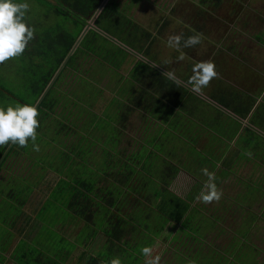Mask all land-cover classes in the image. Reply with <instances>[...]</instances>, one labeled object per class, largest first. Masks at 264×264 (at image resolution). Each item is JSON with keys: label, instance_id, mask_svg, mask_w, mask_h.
I'll return each mask as SVG.
<instances>
[{"label": "trees", "instance_id": "16d2710c", "mask_svg": "<svg viewBox=\"0 0 264 264\" xmlns=\"http://www.w3.org/2000/svg\"><path fill=\"white\" fill-rule=\"evenodd\" d=\"M102 1L27 0L26 20L33 27L34 39L21 56L0 63V68L4 65V68L11 66L18 70L23 87L21 91L7 87L5 81L10 72L0 70V101L9 99L13 103L0 107L17 103L37 107L40 123L35 143L39 151L33 150L31 141L23 148L12 144L0 148V214L6 215L4 229L8 231L7 227H15L24 206L37 197L42 179L45 181L46 175L53 172L59 176L53 188L42 185L50 192V202L57 204H50L48 209L52 211L59 206L64 214L73 213L85 230H94L98 223L104 228L100 236H97L99 230L88 236L90 245L96 238L105 236L103 248L93 246L96 254L87 258L82 257L85 251L79 247L77 251L81 250V254L74 264L85 259L86 264H109L114 257H118L121 264H142L141 248L151 247L163 233L172 247L167 249L175 264H264V247L254 242L255 234L250 232L252 227H258L257 220L264 217L249 212V205L258 198L264 200V169L258 168L259 173L256 169L260 176L243 182L244 193H238L239 197L232 198L226 206L228 199L222 198L215 208L218 211L211 209L221 213L235 204L236 209L248 211L241 224L232 229L229 244L221 249L213 248L211 244L205 249L203 242L206 231L219 228L222 233L228 232L220 217L214 221L213 213L197 216L200 211L182 196L167 198V193L172 194L169 187L182 168L192 173L194 169L201 171L211 165L213 168L208 170L212 173L220 169L214 174L215 180L222 175H232L249 161L264 168L254 161L259 159L264 164V135L246 127L237 138L231 139L213 132L220 138L199 147L205 130L215 123L213 112L217 107L193 92L190 85L168 79L156 64L137 59L136 53L149 54V47L158 36L128 15L141 0L123 4L108 0L94 22V28H89L80 38L87 21ZM219 1L222 0L211 2L218 6ZM30 3L41 7V20L30 18L33 14ZM52 16L56 21L48 32L42 23L45 17ZM166 24L164 21L157 30ZM196 31L194 28L187 30L184 37ZM95 61L103 75L106 70L114 75L117 73L114 96L108 101H103L104 89L99 77L97 92L93 95L80 94L74 89L72 75L85 76L87 69L91 71L87 67ZM151 61L155 62L154 59ZM129 64L132 66L128 75L123 76L120 71ZM68 78L73 83L65 87ZM188 78L185 77L187 84ZM102 101L104 106L100 105ZM107 108L112 118L109 115L106 121L109 127L113 122V128L100 135L103 140L99 143L93 138V123L89 116ZM134 113L141 118L143 131H138L139 139L131 137L133 139L124 143V134ZM111 132L114 134L112 140L116 142L115 151L104 147ZM211 145L215 147L212 153ZM220 160L223 161L221 164ZM230 186L231 182L225 185ZM247 194H254L255 198H243ZM36 217L37 214L35 221L40 222ZM205 223L210 225L203 232ZM189 241L194 244L189 245ZM11 243L12 239H7L6 245ZM74 253H59L64 258L61 261L38 245H30L23 237L8 257L0 254V262L68 264Z\"/></svg>", "mask_w": 264, "mask_h": 264}, {"label": "rangeland", "instance_id": "374dc122", "mask_svg": "<svg viewBox=\"0 0 264 264\" xmlns=\"http://www.w3.org/2000/svg\"><path fill=\"white\" fill-rule=\"evenodd\" d=\"M29 1L31 2V0ZM117 1L120 4H123L129 0ZM211 1L213 0H207L206 2H203L202 0L138 1V4L131 8L128 15L133 20L149 29L151 32L158 34V36L155 38L152 46L149 47V54L146 56L143 53H136L135 55L137 59H142L156 64L163 72L170 70L174 74V79L187 86L185 77L188 78V76H190L188 72H191L192 66L195 62L204 60L212 61L214 63L215 53L213 51L215 49V45L205 43L206 39H211V36L213 38L218 36L219 31H224L225 34L233 38L234 35L230 28L235 21L242 22L244 20H250V23H255L256 18L264 14V11L262 10H257L255 13L251 11L252 9H263V0H241V2L235 4L232 3L233 0H222L220 7H217V5H215L216 3H212ZM30 4L33 11V14L30 16V18L33 17L36 20H41V7L34 3ZM246 4L249 5V7H247ZM43 12L46 14L45 8H43ZM203 15H205L204 19H207L206 24L205 20L203 21ZM55 19L56 17L52 16L48 19L45 17L43 20L42 24L48 32H50L52 26H54L56 21ZM90 21L91 19H89L87 23L90 24ZM164 21H167V24L158 31L157 28ZM193 28L197 30L196 33H200L202 35V41L195 47L182 49V51L185 53V59L178 61L176 59L178 55L176 50L169 48L166 45L167 38L173 34H183V36H185L187 35V30ZM217 31L218 33L216 34ZM235 35H238V33ZM149 56H152L153 58L150 59ZM215 57L219 58V56ZM152 59H154L156 63L152 62ZM165 61H167V65H164ZM100 65L102 67H107L103 64ZM131 66L132 65L129 64L128 66H125V68L123 67L124 69H121L120 72L123 76L128 75V70ZM1 67H3L0 68L1 71L10 72V77L5 81L7 82V87L21 91L23 87L21 80L23 78L17 72L18 70L11 66L4 68V65H1ZM85 67H87L86 64ZM87 68H90L91 71L87 69L86 71L88 73H85V76L84 74L72 75L74 78V89L79 91L80 94L93 95L92 93L97 92L96 86L99 85V81L97 80L99 77V79H102L100 86H102L104 89L103 97H105V100L103 101H108L110 97L114 96V84H116L117 73L114 75L110 71L106 70L103 75L100 71H98L99 67L96 61L93 65H90ZM70 82L71 78H68L65 87H68ZM72 83L73 82H71L69 85H72ZM209 84L212 83L209 82ZM200 92L206 94L202 90ZM103 101L100 102V105L102 106L105 105V102ZM3 104L13 103L9 99H4L0 101V105ZM96 108L100 107L97 106ZM95 113V115L89 116V120L93 123V138L100 143L103 140L100 135L102 136L105 131L113 128V122H111L109 127L106 121V119L109 118V115L112 118L111 114L109 113V108ZM141 130L143 131L142 120L136 113H134L131 116V120L128 122V126L124 134V143L131 137H135L134 139H139L141 136L139 135L140 133L138 131ZM210 131L220 132L216 124L211 126ZM88 132H90V130ZM113 136L114 134L111 132V135H109L108 138L105 137L107 139H105L106 145H104V147L110 149L111 151L116 150V142L112 140ZM209 140H211L210 136L203 134L198 143L199 147H203L205 142H208ZM217 147L218 146H216V148ZM213 151L214 148L210 150V153ZM185 160L188 161L187 159ZM254 161L264 165L259 159H255ZM222 162L223 161L221 160L219 161L220 164ZM221 167L222 166H220V168ZM211 168H213V166L210 165L208 169ZM242 168H240L239 171H234L232 175H230V173L222 175V177L218 178V180H215L217 189L222 193V195L219 200H214L209 204H204L197 199L203 185L207 180V178L203 176L201 171L198 169H194V172L191 173L185 168H182L177 178L169 187V190L173 195L167 193V198H173L174 195L182 196L184 199L189 201L192 207H195L200 211L197 213V216H203L205 214L210 216V214L213 213L215 215L214 221H216V217H220L222 226L228 229V232L225 233L220 232L219 228L204 232L208 229L206 226L210 225L205 223L203 225L205 226L203 228V232L205 233L203 239L205 249H208V244H211V247L213 248L221 249L226 247L229 244L230 235H232V229L238 227L245 217V214L248 213L247 210L236 209L235 204L229 205L230 207H228V210L221 211V213H214L212 212L213 210H211L214 208V210L218 211L215 208L219 206L222 198L223 200L228 199L225 204L226 206L230 203V201L233 200L232 198L239 197L238 193H244L242 189L243 182L250 180V177H259V169H264L263 167H259L258 164H253L252 161H249L248 163L245 162ZM256 169L258 173L256 172ZM219 170L220 169L217 168V170L214 171V174L219 172ZM17 172L21 171L17 170ZM43 179L41 181V186L37 188V197H35V199L30 202V205L24 206V211L18 217V220H16L14 228L9 226L7 227L8 231L5 230L3 226L6 225L3 221V218H6V215L3 213L0 214V254H5V256L6 254H10V252L13 250V246L19 241V239H22L23 237H25L26 241L30 245H38L42 250H45L46 253L60 258L61 261H63L64 258L60 257L58 255L59 253L74 251V258L70 262L68 261V264H74L76 261H78L79 253L81 254V250L80 252L77 251L79 247L80 249L83 247L85 251V254L82 257L87 256L88 258L90 255L96 254V252L93 250V246H96L98 249H100V247H102L104 244L103 242L105 241L106 237L102 236L98 239L96 238L95 243L90 245L91 242L89 241L88 236L91 232H95L96 230H99L97 236H100V231L104 228H101L100 223H98L94 230H85L84 225H82L80 222V219L76 216H73V213L71 214V212H69V214H64L63 209L59 206H56L57 208L55 207L54 210L50 211L48 206L50 204L55 206L56 203L50 202V192L47 191L42 185L47 184L50 186V188H53V186L58 181L59 176L53 172H49V174L46 175L45 181ZM200 182H202V185H200ZM227 182H231L230 187H225ZM35 183L38 184V181ZM254 194H247L246 196L244 195L243 198H255ZM12 200L18 202V199L16 198H12ZM244 208H248V206ZM249 208H251L249 211L250 213L255 214L257 217H264L263 198H258L256 202L252 203V205H249ZM191 209L195 210L194 208ZM36 214V219H40V222L35 221L34 218ZM196 220H198V218L195 219V221ZM257 221L259 223L258 227H252L250 232L255 234V237H252L254 238V242L259 247H264V218H259ZM12 232H14L15 235ZM23 233H25V235H23ZM164 234L165 233L162 234L161 238H157L150 247L152 249V257L159 256L160 264H175L172 254L168 251L169 249H167L168 247L172 249V247L171 245H168L169 242L164 239ZM7 239H12V243L8 246L6 245ZM193 244L194 243L192 241H189V245ZM5 250L6 252L3 254V251ZM148 259H151V257H144L142 264H147ZM86 261L87 259L82 260L79 264H86Z\"/></svg>", "mask_w": 264, "mask_h": 264}, {"label": "crops", "instance_id": "0c3cea01", "mask_svg": "<svg viewBox=\"0 0 264 264\" xmlns=\"http://www.w3.org/2000/svg\"><path fill=\"white\" fill-rule=\"evenodd\" d=\"M238 2L241 0H233L232 3ZM257 10L264 11V7L251 11L255 13ZM230 30L233 38L219 31L218 36L205 40V43L215 45L213 52L216 54L214 64L217 76L210 81L212 84L202 89L206 94H198L217 107L213 112L216 118L214 124L220 131L216 132L217 135L226 139L237 138L245 127L264 135V14L257 17L255 23H250V20L235 21ZM213 132L208 128L204 134L211 139L220 138ZM213 148V145L209 147ZM7 262L12 264L11 261Z\"/></svg>", "mask_w": 264, "mask_h": 264}, {"label": "clouds", "instance_id": "9594fccd", "mask_svg": "<svg viewBox=\"0 0 264 264\" xmlns=\"http://www.w3.org/2000/svg\"><path fill=\"white\" fill-rule=\"evenodd\" d=\"M29 11L27 0H0V63L21 56L29 42L34 39L33 27L27 22ZM202 35L194 33L187 37L183 34H173L167 38L166 45L178 53L176 59H185L184 48H192L200 44ZM167 65V61L164 62ZM163 75L174 80V74L168 70ZM217 76L215 64L212 61L195 62L191 69L188 84L193 92L199 93L209 82ZM39 111L34 104L7 105L0 107V148L6 145L26 147L31 141L34 151H39L35 143L39 127ZM201 174L207 177L197 199L209 204L219 200L222 193L217 189L214 173L207 168L201 169ZM144 257H151L147 264H160V257H152V249L148 246L141 248ZM109 264H121L118 257H114Z\"/></svg>", "mask_w": 264, "mask_h": 264}, {"label": "water", "instance_id": "95a60500", "mask_svg": "<svg viewBox=\"0 0 264 264\" xmlns=\"http://www.w3.org/2000/svg\"><path fill=\"white\" fill-rule=\"evenodd\" d=\"M108 2V0H103L102 3L100 4L99 8L97 9V11L94 13V15L91 18L90 24H88L85 29L83 30V33L81 34L80 38H82V36L85 34V32L89 29V28H94V22L96 20V18L99 16L100 12L102 11V9L104 8V6L106 5V3ZM44 95V94H43ZM2 160V158H1ZM0 160V162H1Z\"/></svg>", "mask_w": 264, "mask_h": 264}]
</instances>
